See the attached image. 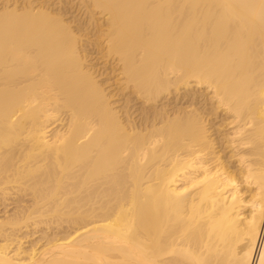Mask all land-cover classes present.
<instances>
[{
    "label": "bare ground",
    "instance_id": "obj_1",
    "mask_svg": "<svg viewBox=\"0 0 264 264\" xmlns=\"http://www.w3.org/2000/svg\"><path fill=\"white\" fill-rule=\"evenodd\" d=\"M0 264H264V0H0Z\"/></svg>",
    "mask_w": 264,
    "mask_h": 264
},
{
    "label": "rangeland",
    "instance_id": "obj_2",
    "mask_svg": "<svg viewBox=\"0 0 264 264\" xmlns=\"http://www.w3.org/2000/svg\"><path fill=\"white\" fill-rule=\"evenodd\" d=\"M96 16H98V15L96 14Z\"/></svg>",
    "mask_w": 264,
    "mask_h": 264
}]
</instances>
